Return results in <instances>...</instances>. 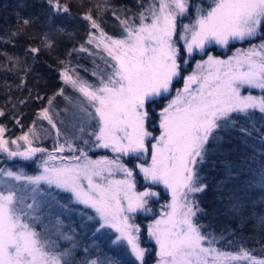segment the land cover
<instances>
[{
	"label": "snow or ice",
	"instance_id": "1",
	"mask_svg": "<svg viewBox=\"0 0 264 264\" xmlns=\"http://www.w3.org/2000/svg\"><path fill=\"white\" fill-rule=\"evenodd\" d=\"M29 6L42 10L35 19L42 17L48 32H64L60 25L71 15L65 0H35ZM116 18L122 25L118 37L106 34L90 11L83 17L96 30L87 44L106 53L107 74L91 83L69 67L60 73L86 101L81 110L93 122L89 138L84 139V127L79 131L87 149L67 137L61 142L49 112L54 97L38 116L55 129L51 152L35 143V124L15 139L0 126V153L25 161L43 154L39 175L0 172L8 178L0 186V264H76L65 259L77 247L73 236L62 233L71 248L58 251L57 242L37 229L43 218L35 197L27 203L19 194L25 184L34 193L41 184L69 193L63 204L57 193L47 195L64 209L73 203L91 209L94 215L82 214L99 234L96 239L130 251L138 264H146L148 250L141 246L135 217L153 211V198H162L154 188L162 186L171 200L147 228L157 264H264L246 249L214 247L215 238L198 218L207 214L202 200L214 191L216 212L250 220L264 232V0H153L135 18ZM237 42L248 47H236ZM44 46H53L47 33ZM217 46L231 55L211 54ZM78 51L89 49L81 45ZM196 54L202 58L185 75ZM224 132L235 133L227 148ZM92 148L114 156L93 159ZM65 152L72 155H58ZM141 177L146 183L138 190ZM104 264L121 261L106 258Z\"/></svg>",
	"mask_w": 264,
	"mask_h": 264
},
{
	"label": "trees",
	"instance_id": "2",
	"mask_svg": "<svg viewBox=\"0 0 264 264\" xmlns=\"http://www.w3.org/2000/svg\"><path fill=\"white\" fill-rule=\"evenodd\" d=\"M65 2L70 5L71 15L60 25L64 32L53 34L48 32L44 26L42 17L35 19L42 11L38 7L29 6L30 3L34 4L35 0H0V111L4 112V116H0V126L7 128L5 133L7 138L15 139L27 133L35 124L39 136L35 143L47 150H53L55 129H52L46 120L39 119L38 116L42 109L49 108L48 101L53 97L49 112L57 127L61 129V142L67 137L73 139L74 143L80 147L86 149L88 147L81 143L76 130L72 133L67 132L64 128L61 107L66 103V100L74 97L73 93L78 95V92L64 83L60 75L61 71L65 67H69L74 69L81 78L91 83H97L99 75L107 74L110 71L105 62L106 53L97 49L94 44H87L89 35L96 30L91 28L89 21L83 19L85 12H91L106 34L118 37L122 32V25L116 18L117 15L122 18H135L153 3V0H65ZM197 2L200 1L197 0ZM114 12L116 15H113ZM25 19L31 22L24 24L23 20ZM46 33L53 42L50 49L44 46ZM257 41L253 42L257 43ZM81 45L87 47L89 51H78ZM236 47L246 48L248 45L237 43ZM31 48H40L41 51L39 54L32 53L30 52ZM74 49L76 50L74 51ZM215 51L217 50L214 49ZM218 53L223 54L222 51ZM60 89L64 90V96L58 95ZM252 94L260 95V92L258 90ZM257 115L259 114L257 113ZM90 131L91 128H85L84 139L89 138ZM221 134L226 141H229L225 144V148L229 147L235 139V133L224 132ZM103 152L98 149L92 154L98 155ZM41 164L40 157L25 161L20 158L10 159L6 154L0 153V172L10 170L35 176L40 171ZM42 185L50 190H55L61 204L65 203V200L70 196L54 187ZM161 189L159 188V191L164 198L162 202H164L167 197ZM201 207L206 210L207 214H198V218L200 223L205 226V230L215 238L214 247L225 252L246 249L251 255L264 258V232H261L259 227H254L250 220H245L242 223L239 217L221 215L216 212L220 204L216 200L214 191L209 192L202 200ZM70 209H64L63 212L51 215L45 213L42 223L46 227L41 224L37 225L38 230H45L48 237L57 242L58 251L71 248L72 242L64 240L62 233L74 237L77 247L73 248L71 256L65 259H72L76 264L90 260H97L98 264H104L106 258L115 257L121 261V264H138L130 251L109 244L106 238L96 239L99 234L93 233L92 222L82 214L94 215L91 209H85L82 205L74 203L70 205ZM153 218L151 216L145 219L138 217V222L144 224L141 227L144 228L145 235ZM49 224L53 225L52 230L46 229ZM112 235L115 236V233ZM141 241H143V246L149 252L151 251V257H154L156 245L144 238ZM150 260L153 262L155 259Z\"/></svg>",
	"mask_w": 264,
	"mask_h": 264
},
{
	"label": "rangeland",
	"instance_id": "3",
	"mask_svg": "<svg viewBox=\"0 0 264 264\" xmlns=\"http://www.w3.org/2000/svg\"><path fill=\"white\" fill-rule=\"evenodd\" d=\"M200 1V0H199ZM98 35V34H97ZM239 43V42H237ZM257 43H259V40L257 41ZM101 50L102 47L100 48ZM215 50L217 51H213L211 54L213 55H220L222 56V58H226L227 55H231V52H228V53H225V50L223 49H220L218 46L215 48ZM223 52V54H219L218 52ZM217 52V53H216ZM202 57L199 55V54H196L195 56V60H192L190 61V64L188 66V69L187 71L185 72V75L188 74L189 71L191 70H194L195 69V61H198L200 60ZM206 59V57H203ZM76 74V73H75ZM179 86V85H178ZM250 91L251 93L255 92V91H258V89H251V90H248ZM74 97H72L71 99H68L66 100V103H64V105L61 107V112H62V120H63V123H64V128L67 132H72L74 130H76L77 132V135L79 136V138L81 137V133L79 131V128L80 127H84V128H91V124L93 122H91L89 120V118L87 117L86 113H84L81 109L83 107V103H86V101H84V98L78 93V95H76L75 93L72 94ZM81 143H82V140H81ZM83 144V143H82ZM84 145V144H83ZM13 147H15L13 145ZM95 150H98L96 148H92L91 151H89V156H91L93 159H98L100 158L101 156H108L109 158H112L114 156L113 153H111L109 150H106V149H99V150H102L104 151L103 153L101 154H98V155H93L92 152L95 151ZM49 152H51L52 150H48ZM43 154H37L36 158L37 157H40L42 156ZM58 155H72V153H68V152H65L63 154H59ZM17 159V158H16ZM130 158L128 157H125L124 160L125 162L127 163L129 161ZM42 160V159H41ZM129 166H132L131 164H129ZM136 171L138 172V169H136ZM42 172V167L40 168V171L38 172L37 175L41 174ZM8 178L4 177L3 175H0V186H3V184L5 183V181H7ZM9 183H12V184H16L17 188L20 189L21 188V184L18 183V182H15V181H8ZM146 182L143 181L142 177L138 180V190H143L141 188V185L142 184H145ZM46 185V184H45ZM48 186V185H47ZM23 190L19 193L21 195L24 196L25 198V201L27 203H32V198L33 196L35 197L36 201H37V205L39 206V212H38V215H41L42 218L44 215L46 214H54V213H57V212H63L64 208H61L59 207V205L55 202V200H53V198L51 196H48L47 193L48 192H54L56 193L55 190H50L49 188H45L43 187V185L41 184L39 186V191L38 192H32L31 189H32V186L31 185H23ZM159 188H162L161 190L165 193V196L167 197L166 200L164 202L163 199L164 198H161V199H157V198H153V202L150 203V207L153 208V211L151 213H143V212H140V213H137L136 214V217H135V222L137 224H139L140 228H141V233H140V243H141V246H143V241H141L143 238L148 240V241H151L155 244V241L152 240L149 235H148V232L147 234L145 235V231L144 228H142L144 226V224H140V222H138V217L141 218V219H145L146 217L148 216H151V217H154V218H159V213L162 211L163 209V206L166 205L167 203L170 202L171 200V196H170V193H168L167 191H165L163 189L162 186L158 187V188H155L154 190H157L159 191ZM58 190V189H57ZM60 191V190H59ZM61 192V191H60ZM64 193V192H62ZM69 194V193H67ZM70 195V194H69ZM57 197H59L57 195ZM30 201V202H29ZM83 206V205H82ZM84 207V206H83ZM46 213V214H45ZM153 218V219H154ZM43 220V219H42ZM153 220L150 221L149 224L152 223ZM41 226H44V224L42 223ZM52 224H49L48 227L46 228L47 230H52L53 227ZM142 226V227H141ZM45 231V230H44ZM59 247V246H58ZM145 248V247H144ZM157 247H156V255L154 257H151V254L149 251H147L146 255H145V262L147 264H157V261H158V256H157ZM66 258V257H65ZM150 259H155L153 262H151L152 260Z\"/></svg>",
	"mask_w": 264,
	"mask_h": 264
}]
</instances>
